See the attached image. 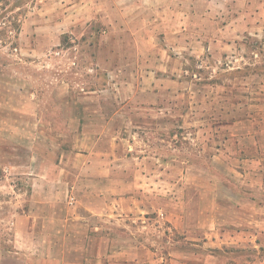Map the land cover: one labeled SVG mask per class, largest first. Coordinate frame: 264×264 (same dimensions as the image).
Segmentation results:
<instances>
[{"label":"crops","instance_id":"1","mask_svg":"<svg viewBox=\"0 0 264 264\" xmlns=\"http://www.w3.org/2000/svg\"><path fill=\"white\" fill-rule=\"evenodd\" d=\"M5 1L0 0V10ZM12 1L9 18L17 28L21 56L54 58L85 48L94 55L88 70L116 72L122 65L124 76L136 71L128 85L136 87V94L144 87L149 111L161 114L162 109L152 107L164 101L158 92L169 81L152 76L154 65L216 63L233 52L253 21L261 20L264 8V0ZM65 40L71 45H63ZM146 68L151 72L142 76ZM2 82L0 180H9L1 170L13 166L22 173L29 165L33 189L28 198L24 192L17 194L16 210L5 224L9 237L0 231V264H225L217 249L264 247L259 167L264 158H254L245 149L241 188L233 191L239 201L224 205L217 199L215 182L198 189L190 173L175 168L168 174L161 160L125 157L126 146L134 145L123 142L121 130L102 108L103 96L95 90L82 99L99 101L100 108L79 114L77 129H72L67 93L62 99L61 114L67 119L63 140L43 148L37 136L30 161L24 164L18 158L12 163L5 157L12 142L6 130L24 140L32 134L50 135L51 127L42 126L36 100L26 96L25 104L22 92L19 100L17 94L15 102L9 100L6 91L13 89ZM8 103L9 117L20 121L16 129L2 124ZM73 132L80 135L76 162L70 148ZM249 254L257 261H249ZM258 258V253L246 251L237 262L264 264Z\"/></svg>","mask_w":264,"mask_h":264},{"label":"rangeland","instance_id":"2","mask_svg":"<svg viewBox=\"0 0 264 264\" xmlns=\"http://www.w3.org/2000/svg\"><path fill=\"white\" fill-rule=\"evenodd\" d=\"M4 4L0 10V79L13 89L6 91L13 97L8 96L9 100L15 102L16 94L19 100L21 92L25 104L28 103L26 96L36 100L42 126L51 127L50 135L32 134L24 140L6 130L5 137L12 138L8 143L10 149L5 150L9 161L19 162L20 158L27 164L32 154V140L37 136H41L39 141L43 148L54 145L55 140H63L61 132L67 128V119L61 114L63 95L71 94V125L72 129H77L79 114L82 116L88 108L99 109L101 104L82 96L98 90L103 96L102 108L110 115L108 120L121 130L123 142L128 144L131 140L134 145L126 146L125 157L161 160L168 174L176 172L175 168H179L180 173H190L194 179L192 185L198 189L215 182L217 199L224 205L239 201L233 191L238 193L241 188L240 161L245 159V149L254 158H264V8L261 20L258 17L256 23L253 21L233 52L217 59L216 63L208 60L205 65H197L192 60L184 61V65H154L152 76L169 81L159 88L158 93L161 90L165 95L164 101L152 107L162 109L161 114V111H149V104L144 102V87L136 94V87L128 85L136 71L124 76L122 65H117L116 72L88 70L94 55L85 48L77 49L74 54H56L54 58L21 56L17 28L9 18L15 3L6 0ZM63 45L71 43L65 40ZM149 72L150 68H146L141 74L148 76ZM10 103L2 124L5 129L11 126L16 129L20 121L13 122L9 117ZM116 112H119L117 116ZM47 136L53 137V141L47 140ZM79 138L78 133H72L73 162H76L78 150L74 147ZM156 165L159 166V162ZM9 167L10 171L1 170V176H9V180H0V231L5 238L10 233L5 230L6 221L19 201L17 194L24 192L28 198L33 189L30 181L33 169L29 165L25 166L28 169L22 172L24 174ZM259 167L264 180V161ZM246 251L253 255L258 253V261L264 263V247L241 250L224 246L216 252L224 257L225 264H238L237 258ZM247 258L254 259L250 254Z\"/></svg>","mask_w":264,"mask_h":264}]
</instances>
